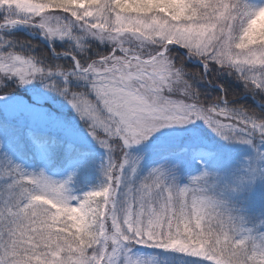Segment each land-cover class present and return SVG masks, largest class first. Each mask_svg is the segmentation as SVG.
Returning a JSON list of instances; mask_svg holds the SVG:
<instances>
[{
  "label": "snow or ice",
  "instance_id": "obj_1",
  "mask_svg": "<svg viewBox=\"0 0 264 264\" xmlns=\"http://www.w3.org/2000/svg\"><path fill=\"white\" fill-rule=\"evenodd\" d=\"M262 11L248 0H0V88L38 81L104 153L82 195L71 175L0 155V264H264V193L259 216L247 207L264 186ZM17 27L47 48L7 35ZM233 145L250 155L230 165Z\"/></svg>",
  "mask_w": 264,
  "mask_h": 264
},
{
  "label": "rangeland",
  "instance_id": "obj_2",
  "mask_svg": "<svg viewBox=\"0 0 264 264\" xmlns=\"http://www.w3.org/2000/svg\"><path fill=\"white\" fill-rule=\"evenodd\" d=\"M248 2L258 5L264 0ZM26 93L30 99L22 94L0 95V155H7L26 170H43L57 181L71 175L72 182L68 185L71 193L82 195L99 183L103 150L87 135L83 122L62 97L48 92L38 81L27 85ZM63 154L68 160L60 168ZM249 155L246 147L233 145L226 149L225 159L235 165ZM262 193L264 186L257 184L254 195L247 201L249 215L261 214ZM138 251L163 256L154 250ZM163 258L167 264V257Z\"/></svg>",
  "mask_w": 264,
  "mask_h": 264
},
{
  "label": "trees",
  "instance_id": "obj_3",
  "mask_svg": "<svg viewBox=\"0 0 264 264\" xmlns=\"http://www.w3.org/2000/svg\"><path fill=\"white\" fill-rule=\"evenodd\" d=\"M7 35H9V36H11V37H13L15 39L31 40L33 43L40 45V47L35 49L36 53L42 52L43 50H45L47 48V46H45L44 44H41L38 39H35V38H32V37L30 38V37L24 35L21 32L20 33H17V32L16 33H9ZM54 46L57 49H61V48L64 47V45L59 43L58 41L54 42ZM187 66L190 67V68H193L192 70H195L194 68H198L199 67L198 64H194V63L192 64L191 62ZM222 79L227 83V85L230 88H235L237 91L239 90V85L234 80H231L227 76L222 77ZM5 84H6V87L0 88V95L1 94H6V95L22 94L26 99H30V96L26 93L27 85L19 86V85H17V83L15 81H12V80L6 81ZM209 91H211L213 93V95H214L217 90L213 88V89H209ZM246 99H248V98H246ZM249 102H251L250 99H249ZM64 160H66V159H64ZM62 164L63 165H61L60 168H62V166H64V162Z\"/></svg>",
  "mask_w": 264,
  "mask_h": 264
},
{
  "label": "water",
  "instance_id": "obj_4",
  "mask_svg": "<svg viewBox=\"0 0 264 264\" xmlns=\"http://www.w3.org/2000/svg\"><path fill=\"white\" fill-rule=\"evenodd\" d=\"M19 29V28H18ZM18 31H23L21 28L18 30ZM27 36H34V37H37V38H39V36H37V35H34V34H32V33H29V32H26V31H23ZM41 42H43L44 44H46V42L45 41H41Z\"/></svg>",
  "mask_w": 264,
  "mask_h": 264
},
{
  "label": "clouds",
  "instance_id": "obj_5",
  "mask_svg": "<svg viewBox=\"0 0 264 264\" xmlns=\"http://www.w3.org/2000/svg\"><path fill=\"white\" fill-rule=\"evenodd\" d=\"M260 15H261V16H264V11H262V12L260 13Z\"/></svg>",
  "mask_w": 264,
  "mask_h": 264
}]
</instances>
